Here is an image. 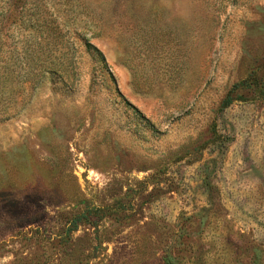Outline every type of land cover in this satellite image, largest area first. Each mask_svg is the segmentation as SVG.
<instances>
[{"label":"rangeland","instance_id":"rangeland-1","mask_svg":"<svg viewBox=\"0 0 264 264\" xmlns=\"http://www.w3.org/2000/svg\"><path fill=\"white\" fill-rule=\"evenodd\" d=\"M0 264H264V0H0Z\"/></svg>","mask_w":264,"mask_h":264},{"label":"trees","instance_id":"trees-1","mask_svg":"<svg viewBox=\"0 0 264 264\" xmlns=\"http://www.w3.org/2000/svg\"><path fill=\"white\" fill-rule=\"evenodd\" d=\"M86 49L88 51V53H90L96 60L99 64H102L105 66V68H108V64L106 62V59H105V56L103 55V53L98 49L96 48L94 45H92L91 43H86ZM42 68V75L46 74V72H51V73H56V69L54 68V62H51L50 64H47L46 66H41ZM29 70H33L34 71V68L31 66ZM36 76V74H35ZM31 78L30 79H33V76L31 75L30 76ZM130 107L134 108L132 105L129 104ZM136 109V108H134ZM136 111L141 115V113L136 109Z\"/></svg>","mask_w":264,"mask_h":264}]
</instances>
